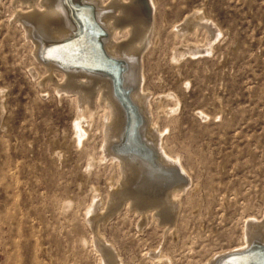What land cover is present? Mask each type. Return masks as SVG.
I'll list each match as a JSON object with an SVG mask.
<instances>
[{
	"label": "rangeland",
	"instance_id": "obj_1",
	"mask_svg": "<svg viewBox=\"0 0 264 264\" xmlns=\"http://www.w3.org/2000/svg\"><path fill=\"white\" fill-rule=\"evenodd\" d=\"M150 6L146 85L180 100L159 119L165 150L186 177L170 223L119 199L104 215L110 186L121 178L103 152L108 108L95 98L83 105L87 134L78 139V95L46 77L21 25L32 26L19 17L32 8L0 0V264H109L110 249L119 264H207L242 242L247 220L264 225V0ZM200 9L220 29L210 52L171 60L172 47L208 40L203 28L182 43L174 34L178 21ZM54 79L65 82L58 71Z\"/></svg>",
	"mask_w": 264,
	"mask_h": 264
},
{
	"label": "bare ground",
	"instance_id": "obj_2",
	"mask_svg": "<svg viewBox=\"0 0 264 264\" xmlns=\"http://www.w3.org/2000/svg\"><path fill=\"white\" fill-rule=\"evenodd\" d=\"M21 1L32 8L29 15L19 17L32 25L21 23L27 37L33 42L37 60L46 68V77L56 84L58 90L64 88L78 95V112L73 126L77 138L87 134L86 123L82 121L83 105L95 98L108 108L103 152L119 164L121 178L114 187L110 186L113 188L110 189L113 201L107 204L104 215L114 213L115 202L119 199L126 202L128 207L132 205L137 212L152 209L168 223L172 222L176 212L175 201L181 194L179 191L184 190L180 182H184L186 177L184 169H179L178 160L165 150L163 136L167 129L160 126L159 119L160 113H173L180 100L171 90L154 93L146 85L145 71L149 63L142 56L151 42L155 26L151 0ZM36 1L40 3L37 8ZM67 5L74 7V11L70 13ZM202 10L186 14L173 29L175 37L181 38V43L184 36L200 28L208 34V40L204 44L186 43L172 47L171 60L178 61L185 55L210 52L211 42L220 34V29L204 16ZM102 29H105V37L101 34ZM71 34L73 36L66 39ZM40 49L44 58L50 57L65 69L58 67L54 61L40 59ZM109 57L124 62L122 85L121 79L118 85L115 84L119 71L115 61ZM140 63L144 69L142 77L138 69ZM74 65L79 67L73 68ZM55 71L65 76L64 83H57L54 79ZM142 80L145 83L141 89ZM123 87L130 90L129 96ZM153 103L156 106L155 114L152 111ZM167 104L171 107L167 108ZM199 114L206 118L205 112L199 110ZM124 131L125 137L119 150H126L131 155L117 150ZM170 168L178 169L176 177ZM167 186L169 190L159 196ZM90 213L93 220L99 215L95 207L90 209ZM108 218L109 214L104 220ZM260 223L255 219L247 220L242 242L228 248L229 252L241 253H234L219 261L222 252L209 259L207 264H264V251L260 248L263 246L264 249V225ZM254 243H260L256 244L259 247L250 248ZM106 252L110 257L109 264H119L114 250Z\"/></svg>",
	"mask_w": 264,
	"mask_h": 264
},
{
	"label": "water",
	"instance_id": "obj_3",
	"mask_svg": "<svg viewBox=\"0 0 264 264\" xmlns=\"http://www.w3.org/2000/svg\"><path fill=\"white\" fill-rule=\"evenodd\" d=\"M65 1V0H64ZM69 1H71V0H69ZM66 4V3H65ZM67 7H68V9L70 10V13L72 12V11H74V7H70V6H68L67 5ZM72 20H74V18H71ZM75 21V20H74ZM76 26H78L77 24H76ZM104 30V31H103ZM75 31V30H74ZM73 31V32H74ZM102 31L103 32H101V34L103 35V37H105V34H106V32H105V29H102ZM73 36V34H71V35H69L66 39H69L70 37H72ZM44 49V48H43ZM42 49V50H43ZM42 52H41V49H40V54H39V58L40 59H42L43 61H54V60H51V58L50 57H46V58H44L43 56H42V54H41ZM108 59H110V60H114V59H112V58H108ZM115 62V64L117 65V68H118V77H116V82H115V84L117 83V85H118V81H120V79H121V85H122V83H123V79H122V73L125 71V68H124V62L121 60V59H115L114 60ZM55 62V61H54ZM55 63H57V62H55ZM58 64V67H61V68H64L65 69V67H63V66H61V65H59V63H57ZM77 67H79V65H74L73 66V68H77ZM72 68V67H71ZM124 89H125V93L127 94V96H129V93H130V90L129 89H126L125 87H123ZM125 102H126V100H125ZM132 109V108H131ZM125 137V131L122 133V136H121V139H120V141L123 139ZM118 151H120V152H122V153H128L126 150H124V151H121V150H119V149H117ZM128 154H130V153H128ZM131 155V154H130ZM258 245V244H257ZM256 244H252L251 245V247L250 248H253V247H259V246H257ZM260 248H261V250L262 251H264V249H262L263 248V246H260ZM242 252V251H241ZM240 251H233V252H227V253H224L221 257H220V259H219V261L220 260H222L223 258H227V257H229L230 255H233L234 253H241ZM243 252H245V251H243Z\"/></svg>",
	"mask_w": 264,
	"mask_h": 264
}]
</instances>
